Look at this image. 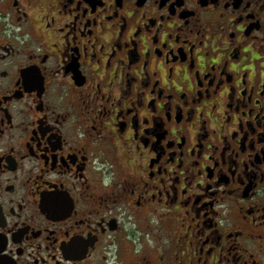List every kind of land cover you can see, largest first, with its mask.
<instances>
[{"label":"flooded vegetation","instance_id":"obj_1","mask_svg":"<svg viewBox=\"0 0 264 264\" xmlns=\"http://www.w3.org/2000/svg\"><path fill=\"white\" fill-rule=\"evenodd\" d=\"M0 264H264V0H0Z\"/></svg>","mask_w":264,"mask_h":264}]
</instances>
